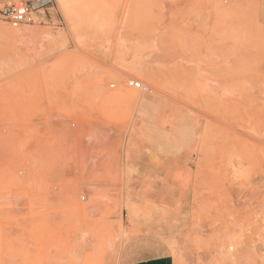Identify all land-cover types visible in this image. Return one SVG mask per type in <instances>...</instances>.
I'll return each instance as SVG.
<instances>
[{
	"label": "rangeland",
	"instance_id": "obj_1",
	"mask_svg": "<svg viewBox=\"0 0 264 264\" xmlns=\"http://www.w3.org/2000/svg\"><path fill=\"white\" fill-rule=\"evenodd\" d=\"M0 26L33 30L0 37V264H264V0H0Z\"/></svg>",
	"mask_w": 264,
	"mask_h": 264
},
{
	"label": "crops",
	"instance_id": "obj_2",
	"mask_svg": "<svg viewBox=\"0 0 264 264\" xmlns=\"http://www.w3.org/2000/svg\"><path fill=\"white\" fill-rule=\"evenodd\" d=\"M151 101L150 98L145 97L143 94V97L140 102H144V104L141 107V111L144 115L147 113V104ZM146 117V116H145ZM170 113L164 110V115L162 116V124L161 127L164 125V121L166 122L169 118ZM137 136H142L144 138V134L141 132V130L138 132ZM122 264H174L173 259L171 258V255L167 254V251L163 248V245H157L153 249H144L141 252H134L131 250H127L124 256V259L122 260Z\"/></svg>",
	"mask_w": 264,
	"mask_h": 264
},
{
	"label": "bare ground",
	"instance_id": "obj_3",
	"mask_svg": "<svg viewBox=\"0 0 264 264\" xmlns=\"http://www.w3.org/2000/svg\"><path fill=\"white\" fill-rule=\"evenodd\" d=\"M33 30L31 28H26L24 27L23 29H11L9 27H1L0 26V37L2 38H12V39H22V38H25L27 36H30L32 34ZM138 68L141 67V65H137ZM151 70V71H150ZM150 75H149V81L155 85L157 82H159L160 80L158 79L157 75L153 72L152 69H149V72H148ZM131 80H136V81H141V80H138V79H131ZM130 80V81H131ZM130 81H129V85H130ZM123 82V81H122ZM142 82V81H141ZM102 84V83H101ZM122 84V83H120ZM144 83L142 82L141 83V87L140 88H144ZM112 86H115L114 84H112ZM132 86V85H131ZM127 87V86H126ZM134 87V86H133ZM101 90L100 92L102 91V94L106 97H115V98H119V99H123V98H130V99H133V101L135 100L136 102H140L143 95L137 93L138 91L136 92H132V91H126V90H123V88L121 86H118L117 90H110L109 91V88L108 86L104 83L102 85H100L99 87ZM137 88V87H136ZM116 89V88H115ZM134 91V90H133ZM129 101V100H128ZM97 134V133H96ZM98 135V134H97ZM96 136V135H95ZM103 182V181H102ZM102 185V184H101ZM106 185V184H104ZM100 188V187H99ZM104 189V188H102ZM101 189V190H102ZM106 189V188H105ZM100 191V190H99ZM85 198V197H84Z\"/></svg>",
	"mask_w": 264,
	"mask_h": 264
},
{
	"label": "built area",
	"instance_id": "obj_4",
	"mask_svg": "<svg viewBox=\"0 0 264 264\" xmlns=\"http://www.w3.org/2000/svg\"><path fill=\"white\" fill-rule=\"evenodd\" d=\"M2 19L10 22L14 26L32 23L35 20L34 7L26 3H20L1 10ZM141 81L131 80L130 85L140 88Z\"/></svg>",
	"mask_w": 264,
	"mask_h": 264
}]
</instances>
